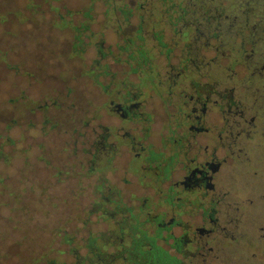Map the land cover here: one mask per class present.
I'll return each instance as SVG.
<instances>
[{
	"label": "flooded vegetation",
	"instance_id": "1",
	"mask_svg": "<svg viewBox=\"0 0 264 264\" xmlns=\"http://www.w3.org/2000/svg\"><path fill=\"white\" fill-rule=\"evenodd\" d=\"M128 4L109 9L124 25ZM133 4L139 23L116 58L95 42L91 113L45 116H71L81 167L100 178L120 165L137 187L105 199L96 185L97 211H112L109 263H226L243 190L264 198V0Z\"/></svg>",
	"mask_w": 264,
	"mask_h": 264
},
{
	"label": "rangeland",
	"instance_id": "2",
	"mask_svg": "<svg viewBox=\"0 0 264 264\" xmlns=\"http://www.w3.org/2000/svg\"><path fill=\"white\" fill-rule=\"evenodd\" d=\"M133 1L0 0V264H100L95 254L108 264L117 251L106 245L112 211H97L96 185L107 184L105 199L108 188L126 199L137 187L120 165L100 178L89 160L81 167L78 134L66 125L71 116L45 115L91 113L96 49H111L114 60L132 38L139 23ZM125 2L133 12L127 25L120 12H109ZM250 188L231 216L235 239L226 240L223 264H264V198Z\"/></svg>",
	"mask_w": 264,
	"mask_h": 264
},
{
	"label": "trees",
	"instance_id": "3",
	"mask_svg": "<svg viewBox=\"0 0 264 264\" xmlns=\"http://www.w3.org/2000/svg\"><path fill=\"white\" fill-rule=\"evenodd\" d=\"M95 256H96V254H95ZM95 256H94V257H95ZM94 257H92L93 260H96V259H94ZM96 262H97V261H96ZM49 264H52V262H50ZM100 264H105V263L101 261ZM108 264H109V262H108Z\"/></svg>",
	"mask_w": 264,
	"mask_h": 264
}]
</instances>
